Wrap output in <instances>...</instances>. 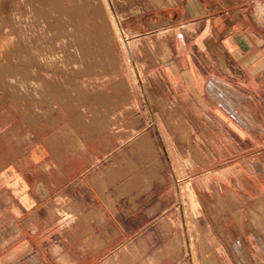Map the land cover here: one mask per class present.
Here are the masks:
<instances>
[{
    "label": "crops",
    "instance_id": "0c3cea01",
    "mask_svg": "<svg viewBox=\"0 0 264 264\" xmlns=\"http://www.w3.org/2000/svg\"><path fill=\"white\" fill-rule=\"evenodd\" d=\"M128 5L124 19L134 22L127 27L134 31L131 37L160 35L159 49L167 57L162 75L176 100L193 118L208 117L221 128L206 144L204 163L215 168L176 178L182 199L178 216L185 206L191 214L202 210L210 228L220 221L226 231L176 240L195 247L173 259L169 239L154 248L152 207L133 205L122 216L114 205L84 204L78 198L86 190H73V155H57L22 134L11 136L8 112H0V264H264V236L235 231L229 202L238 192L227 187L246 181L250 189L244 196L261 199L264 211V0H131ZM193 145L199 149L196 141ZM238 162L245 170L236 176L227 166ZM198 177L225 187L201 190ZM202 196L208 198L205 205ZM218 210L224 215L217 216ZM259 211L254 216L262 224ZM168 212L167 207L160 219H168Z\"/></svg>",
    "mask_w": 264,
    "mask_h": 264
},
{
    "label": "rangeland",
    "instance_id": "374dc122",
    "mask_svg": "<svg viewBox=\"0 0 264 264\" xmlns=\"http://www.w3.org/2000/svg\"><path fill=\"white\" fill-rule=\"evenodd\" d=\"M129 1L91 0V9L84 11L82 17L90 32L99 31H93L98 37L90 33L95 37L91 35L96 54L89 53L88 66L83 61L81 66L71 65L64 70L39 62L23 46L16 28L12 30L15 41L11 43V35L6 34L3 27L11 25L9 10L15 8L20 12L24 6L21 0H0V112H8L11 136L17 138L16 135L22 134L26 142L39 141L57 155L63 156L65 151L73 155V190H86V196L82 194L78 198L84 204L100 203L101 208L114 205L122 216L133 205L140 210L152 207L154 248L160 247L162 239H169V250L176 259L185 249L195 247L177 244L176 240L222 235L226 231L220 221L215 223L214 229L210 228L204 220L207 213L202 210L191 214L185 206L178 216L176 209L177 202L182 200L177 176L215 168L214 164L204 163L205 154L209 152L206 144L221 134V128L208 117L193 118L187 106L176 100L162 75V63L167 57L159 49L160 35L131 37L134 31L127 27L134 22L124 19L128 15ZM93 2L97 12L92 11ZM46 13L44 22L52 29V15L49 11ZM94 21L102 25H95ZM98 26L103 30H97ZM172 88L175 91V87ZM195 141L199 149L194 147ZM201 146L204 149H200ZM227 167L236 176L245 170L240 162ZM217 183L205 177L195 180L201 190L225 187ZM227 187L238 192L229 202L233 224L237 226L235 231L264 236L261 228L264 222L259 223L254 216L256 210L264 215L262 200L244 196L243 190L250 189L246 181L236 180ZM97 192L100 193L98 202ZM241 194L243 197L239 196ZM206 200L208 198L202 196L201 205L207 204ZM167 207L169 218L160 219ZM216 213L224 215L219 210ZM196 216L201 220H194ZM127 221L125 227L132 229L134 225Z\"/></svg>",
    "mask_w": 264,
    "mask_h": 264
},
{
    "label": "bare ground",
    "instance_id": "6f19581e",
    "mask_svg": "<svg viewBox=\"0 0 264 264\" xmlns=\"http://www.w3.org/2000/svg\"><path fill=\"white\" fill-rule=\"evenodd\" d=\"M21 2L23 4V6H24V10L19 12L15 8L10 9L9 10V15H10V19L9 20L11 22V25L5 24L4 27H3V30H5V33L11 35V43L13 41H15L14 36L12 35V30L14 28H16V30L19 31V40L22 42L24 47H27L29 49L31 55H33L35 58H37V60L39 62H42L43 64H47L49 66H52L54 69H55V67L56 68L60 67V68H62L64 70H67L68 67H70L71 65H73L74 67H77L79 65L81 66L83 64V61H86V64H87V62L89 61V56H90L89 53L91 55L96 54L95 53L96 44L93 41V38H95V37H93V35H95L96 34L95 32H97V31L93 30L95 28V26L92 24V26H94L92 28V30L95 31L94 32L95 34L93 33V31L90 32L89 29L87 28V27H89V25L87 26V24H85L83 22V17H82V13L84 11H88L89 8L91 9V3H92L91 0H89L88 2H87V0H86V2H85V0H21ZM94 2H93V4L95 5L96 3H94ZM22 7H20V9ZM94 7H95V9L93 10ZM94 7L92 8V11H95L97 9L96 5ZM98 7H99V5H98ZM46 11H49L50 14L52 15V18H51L52 29H50L48 27V25H46L45 22H44V20L46 18L45 15L47 14ZM95 12H97V11H95ZM35 14H37V15H35ZM73 15H75V17ZM94 15H92L93 18L95 17ZM36 16H37L38 20H37ZM58 16H60V18H58ZM88 18H91V15ZM99 19L95 18V21L99 20ZM95 21H94V24H95ZM100 21L101 20H99V22ZM90 22H92V21L90 20ZM97 25H102V24L100 23V24H97ZM99 27H101V26H98L97 30L98 29H102L103 30V27H101V28H99ZM106 30H104V31H106ZM90 33H93V35L90 34ZM101 33H102V31H100L99 34L101 35ZM104 33H103L102 36H104ZM91 35H92L93 38H91ZM96 35H97L96 37L99 36L98 34H96ZM102 36H100V37H102ZM100 37H99V40L102 41L100 39ZM97 39L98 38H96V40ZM99 40H97V41H99ZM106 43L108 44V42H106ZM106 43H104V44H106ZM109 43H110V41H109ZM102 44H103V42H102ZM102 44H101V47H104ZM99 48H100V45H99ZM106 48H107V46H106ZM103 49L104 48H102L101 50H103ZM101 50H99V51H101ZM164 50H165V48H164ZM26 51H28V50H26ZM164 52H166V51H164ZM101 57L105 58V56H103V55ZM91 60H92V57H91ZM90 62H88V63L90 64ZM94 62H95V60H94ZM95 65L98 66V64H96V62H95ZM95 65H94V67H95ZM87 66H88V64H87ZM87 66H86V68L88 69ZM91 66H92V64H91ZM97 66H96V68H97ZM91 69H92V67H91ZM79 71L82 72V70H79ZM19 81H21V80H19ZM33 81H31V82L33 83ZM31 82H29V84ZM22 84L23 83H21V86H22ZM27 84H28V80H27ZM27 84H25V85L27 86ZM65 84H66V82H65ZM68 84H69V82H68ZM25 85L23 87H25ZM52 86H53V84H52ZM71 86H68V87L72 88ZM58 87H60V86H58ZM33 89L34 88H32V91H33ZM74 89H75V87H74ZM71 90L73 92V89H71ZM15 91L17 92L16 89H15ZM61 91H60V93L62 94L63 91L62 92ZM37 92H38V90H37ZM97 93L98 92H96V94ZM27 96L28 95H26L25 97L27 98ZM36 96H38V95H36ZM40 98H42V97H40ZM61 98H63V97H61ZM64 100H66V99L64 98ZM48 105H50V104H48ZM50 108H52V107H50Z\"/></svg>",
    "mask_w": 264,
    "mask_h": 264
}]
</instances>
